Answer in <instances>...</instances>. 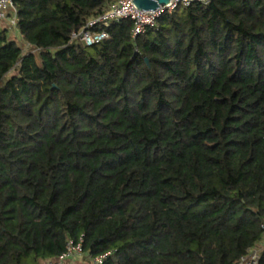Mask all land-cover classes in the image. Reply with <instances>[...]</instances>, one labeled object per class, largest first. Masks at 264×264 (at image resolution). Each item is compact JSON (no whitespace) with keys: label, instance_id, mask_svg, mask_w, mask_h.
<instances>
[{"label":"trees","instance_id":"16d2710c","mask_svg":"<svg viewBox=\"0 0 264 264\" xmlns=\"http://www.w3.org/2000/svg\"><path fill=\"white\" fill-rule=\"evenodd\" d=\"M116 1L0 19V264L69 242L88 264H238L264 242V0L87 25Z\"/></svg>","mask_w":264,"mask_h":264},{"label":"built area","instance_id":"2783aa9c","mask_svg":"<svg viewBox=\"0 0 264 264\" xmlns=\"http://www.w3.org/2000/svg\"><path fill=\"white\" fill-rule=\"evenodd\" d=\"M192 2L207 3L208 0H170L166 6H160L155 10H139L134 6L133 0H117L103 15H100L94 20H91L87 25L92 26L95 24H101L107 26L109 20L130 18L133 22L132 35L136 36L140 32H142L146 26L152 25L155 18L161 12L165 10H172L178 5L188 6ZM10 10L14 11L13 0H0V19L10 20L12 25H14L15 17H9L7 15L8 11ZM77 35L81 37L86 45H91L108 37V34L103 29L91 31L86 27L81 29L78 34L73 33V36ZM261 247L264 249V242ZM80 251V244L75 246L71 242H69L67 244V251L59 256L57 260H50L42 264H63L66 260L81 255ZM259 258V248L254 247L249 250V253L247 255L241 257L240 262H243L245 264H258ZM92 263L99 264L100 258H95Z\"/></svg>","mask_w":264,"mask_h":264},{"label":"water","instance_id":"95a60500","mask_svg":"<svg viewBox=\"0 0 264 264\" xmlns=\"http://www.w3.org/2000/svg\"><path fill=\"white\" fill-rule=\"evenodd\" d=\"M170 0H133L134 6L139 10H155L160 6H166ZM238 264H245L239 262Z\"/></svg>","mask_w":264,"mask_h":264},{"label":"rangeland","instance_id":"374dc122","mask_svg":"<svg viewBox=\"0 0 264 264\" xmlns=\"http://www.w3.org/2000/svg\"><path fill=\"white\" fill-rule=\"evenodd\" d=\"M9 16V15H8ZM4 25L9 29V32L11 35H15V30L13 28L12 23L10 22V20H3ZM26 46L24 45V49ZM259 248V250L262 249L261 246H257ZM63 264H88V262L81 256H75L69 260H66Z\"/></svg>","mask_w":264,"mask_h":264}]
</instances>
